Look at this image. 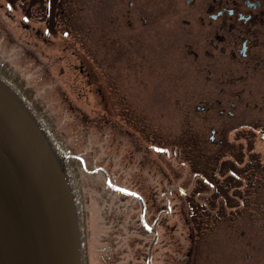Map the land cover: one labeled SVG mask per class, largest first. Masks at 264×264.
Listing matches in <instances>:
<instances>
[{"label":"rangeland","instance_id":"obj_1","mask_svg":"<svg viewBox=\"0 0 264 264\" xmlns=\"http://www.w3.org/2000/svg\"><path fill=\"white\" fill-rule=\"evenodd\" d=\"M30 2L0 0V75L81 158L69 162L81 264H264V74L248 77L235 107L210 102V113L196 109L195 70L164 65L161 98H151L152 83L141 84L144 7ZM128 190L144 194V212Z\"/></svg>","mask_w":264,"mask_h":264},{"label":"flooded vegetation","instance_id":"obj_2","mask_svg":"<svg viewBox=\"0 0 264 264\" xmlns=\"http://www.w3.org/2000/svg\"><path fill=\"white\" fill-rule=\"evenodd\" d=\"M128 3L146 10V14L141 15V84L152 83L151 98H161L155 83L164 65L176 73L182 65L195 70L192 82L201 88L195 92L204 94H193L200 102L196 109L210 113L215 108L210 102L219 105L228 102L235 107L236 102L242 100L248 77L264 74V0H128ZM168 4L175 7L174 18L152 15L154 7ZM145 61H150L151 72L144 65ZM80 69H83L82 64ZM2 80L7 83L4 78ZM141 89L146 91L147 87L142 85ZM96 90L100 92L99 88ZM205 90L210 94L206 95ZM227 93L231 96H226ZM224 109L225 106H219L217 114L223 115ZM226 113L230 116L232 110ZM212 130L214 136L208 137L209 140L220 144L216 128L211 127L210 134ZM51 144L63 167L70 168L71 159L80 158L67 152L57 141ZM128 191L142 200L144 212L148 206L147 199L141 197L144 194ZM142 220L145 228H152L145 218Z\"/></svg>","mask_w":264,"mask_h":264},{"label":"water","instance_id":"obj_3","mask_svg":"<svg viewBox=\"0 0 264 264\" xmlns=\"http://www.w3.org/2000/svg\"><path fill=\"white\" fill-rule=\"evenodd\" d=\"M53 141L0 76V264H81L76 188Z\"/></svg>","mask_w":264,"mask_h":264},{"label":"trees","instance_id":"obj_4","mask_svg":"<svg viewBox=\"0 0 264 264\" xmlns=\"http://www.w3.org/2000/svg\"><path fill=\"white\" fill-rule=\"evenodd\" d=\"M9 1H10V0H9ZM35 1H36V0H31L30 3H34ZM51 4H52V3L49 1V4H48V7H47V8H49V7L51 6ZM47 8H46V9H47Z\"/></svg>","mask_w":264,"mask_h":264}]
</instances>
